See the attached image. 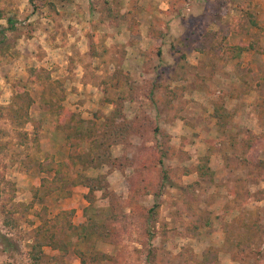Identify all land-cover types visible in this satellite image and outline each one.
<instances>
[{"label": "rangeland", "instance_id": "rangeland-1", "mask_svg": "<svg viewBox=\"0 0 264 264\" xmlns=\"http://www.w3.org/2000/svg\"><path fill=\"white\" fill-rule=\"evenodd\" d=\"M39 1L0 0L3 14L0 29L4 28L0 35V264H32L29 259L31 236L39 224L42 209L48 217L56 216L62 210H72L65 216L74 224L86 222L87 215H92L98 222L104 221L108 238L90 240L82 246L87 254L91 251L107 256L97 264H200L197 256L204 255L207 249H211L207 255H236L240 264H264V201L261 204L255 202L264 198V191L250 194L245 200L253 203L238 209L235 217L228 211L215 213V209L204 205L192 206L196 201L204 203L210 199L206 192L215 186L218 169L210 162L211 149L207 144L205 153L198 156V162L189 161L194 156L193 150H185L182 144L190 142L194 132H187L180 143L177 132L165 130L164 125L176 118L167 115V111L175 109L167 110L170 104L167 99L177 94L176 87H169L171 72L167 71L162 77L151 75L154 69L148 64L144 69L133 68L132 75L129 69L117 66L126 50L119 45L113 46L112 42L107 47L94 39L87 51L82 52V47L77 46L76 53L68 48L56 49L59 44L51 42L56 34L59 35L58 42L65 36L66 28L86 27L80 9L76 8V4L80 7V2L74 0L58 5L57 9L63 11L61 7L73 3L67 5L64 13L57 10L56 16L47 8H40ZM102 1L110 7L108 0ZM115 11L122 15L129 10ZM63 14L67 19L76 18V26L67 19L59 21ZM7 17L14 19L13 30L8 28ZM120 21L111 20L110 23L119 24ZM88 28L93 27L88 25ZM52 45L57 46L52 49ZM100 58H104L101 67ZM29 68L48 70L50 81L34 74L30 78ZM117 69L129 73L128 84L123 79L117 84V77H114L118 75ZM18 79L25 82L33 101L29 122L16 128L5 117L4 107L12 95L13 82ZM55 79H61L65 88L64 105L85 121L83 127L94 129L88 132V143L84 145L86 150L90 141L95 142V154L104 159L96 165L93 163L85 168L68 160L65 133L48 105L53 91L50 82ZM156 83L161 87L156 88ZM167 88L172 93H166L164 89ZM215 117L222 119L223 114H215ZM188 118L186 120L192 125ZM38 124L40 126L34 130V125ZM99 124L105 125L95 130ZM220 134L233 146L236 165L252 166L263 172L264 143L256 156L257 163L243 160L245 144L254 137H262L264 141L262 134L250 130ZM48 154L55 161L67 162L69 183L66 189L69 194L60 199L45 195L33 200L32 189L40 182L38 164ZM198 166L200 172L196 170ZM194 172L197 180L189 176ZM78 174L95 179L86 182L93 186L101 184V188L90 193L87 187L72 184ZM226 179L231 182L232 178ZM245 182L255 184L250 180ZM237 184L239 187L243 182L239 180ZM179 192L183 200L188 201L187 205H178V201H182L177 197ZM18 202L24 205L19 206L16 214H11L12 205ZM14 215V225L5 226V218L12 219ZM213 218L223 221L225 241L219 248L209 246L201 251L205 240L204 236H197L199 224H208ZM70 240L72 245L67 252L43 247L48 258L40 264H80L73 252L75 236Z\"/></svg>", "mask_w": 264, "mask_h": 264}, {"label": "crops", "instance_id": "crops-1", "mask_svg": "<svg viewBox=\"0 0 264 264\" xmlns=\"http://www.w3.org/2000/svg\"><path fill=\"white\" fill-rule=\"evenodd\" d=\"M74 2H80V7L76 4V8L80 9L86 27L66 28L65 36L58 42L56 34L55 40H50L59 44L56 49L68 48L76 53L77 46L82 47V52L87 51L94 39L107 47L112 42L113 46L119 45L126 50L117 66L129 69L132 75L133 68L144 69L148 64L154 69L151 75L162 77L167 71L171 72L169 87H176L177 94L167 106V110L175 109L167 111V115L176 118L164 125L165 130L177 132L180 143L187 132H194L192 140L182 144L185 150H193L194 156L189 161L198 162V156L204 154L208 146L210 162L218 169L215 186L206 192L210 199L204 203L196 201L192 206L204 205L215 209V213L228 211L235 217L238 209L252 204L245 199L255 191H264V170L236 165L233 146L220 133L250 130L264 136V0H108V5L119 9L120 13L135 9L136 33L128 28V20L110 23L112 19L103 16L102 0ZM67 5L73 3L61 7L63 11L57 10L64 13ZM64 16L66 14L59 21L67 19ZM66 21L77 23L72 16ZM106 26L108 29H104ZM220 35H226L225 44L229 46L254 39L255 49L244 50L236 57L219 58L216 50ZM52 46L55 49L57 45ZM101 63L104 58H100V67ZM166 68V72L162 71ZM215 114H223L222 119ZM188 117L192 125L186 120ZM189 176L198 179L196 172ZM228 177L233 180L228 182ZM239 180L244 187H238ZM245 180L255 184L252 186ZM177 197L182 199L178 205H187L188 201L183 200L180 192ZM263 201L264 198L255 202L261 204ZM199 229L197 236H204L205 240L201 251L209 246L219 248L224 243V223L219 218L199 224ZM197 258L201 260L202 255ZM216 259L218 264H240L236 255H216Z\"/></svg>", "mask_w": 264, "mask_h": 264}, {"label": "trees", "instance_id": "trees-1", "mask_svg": "<svg viewBox=\"0 0 264 264\" xmlns=\"http://www.w3.org/2000/svg\"><path fill=\"white\" fill-rule=\"evenodd\" d=\"M39 1V0H38ZM74 0H40L39 7L47 8L49 13L57 14L58 5H62L64 3L73 2ZM37 4H35L36 6ZM102 11L103 16L109 17L112 20H128V28L132 33H136L137 30V22L135 21V9L129 10L127 13L120 15L117 13L113 7H108L107 3L103 1L102 3ZM102 13L100 16H102ZM102 16V17H103ZM3 17V14L0 12V19ZM101 17V18H102ZM7 23L11 30H13L14 19L11 17L6 18ZM250 22L253 24L254 21L250 19ZM4 28L0 29V35L3 34ZM9 30V29H8ZM226 35H220L218 39V46L216 50V54L219 58L225 57H236L239 56L240 53L244 50H248L251 48L255 49V40L251 39L248 43H239L234 46H229L225 44ZM158 39V38H156ZM6 47H8L6 45ZM159 49V46L156 47ZM158 51V50H157ZM160 54V51H158ZM30 78H32L33 74L37 76V78L41 79L42 77L46 81H50V72L44 68H29ZM118 75H114L117 77V84L121 82L123 79L125 84H128L127 78L129 77V73L127 71H123L121 69H117L115 72ZM122 77H119L121 76ZM53 86V91L50 93V99L48 100L49 111L54 114L56 117V121L61 129L65 133V142L68 146V160L72 164H80L83 167L95 165L98 161H103V157L101 155L95 154V142L90 141L88 149L85 150V143L87 142L89 131L94 130L92 127H83L82 119H80L77 114L71 112L69 108L64 105L63 101L65 98V88L63 86L61 79H55L50 82ZM55 83V84H54ZM54 84V85H53ZM25 82L21 79H18L13 82L12 95L9 98V102L4 107L5 108V117L17 128L21 127L29 122V110L32 104V97L26 91ZM50 86V87H52ZM161 87L160 83H156V88ZM130 88V86L128 87ZM166 90V93H172L171 90ZM175 96V95H174ZM150 100L153 101L152 98L149 97ZM169 99V98H168ZM167 101L172 102V97ZM155 101V99H154ZM120 106V102H118ZM118 106V105H117ZM93 123V122H92ZM90 122L88 123V125ZM94 124V123H93ZM105 125V124H104ZM104 125H94L95 130H100ZM40 125H34V130ZM95 138V137H94ZM94 143V144H93ZM264 141L262 137H254L252 141H248L245 144L246 151L243 157V160L247 163H257L256 156L260 151ZM93 144V145H92ZM96 158H94V156ZM198 172H200V166L196 168ZM37 171L40 175V182L38 186H35L32 189V198L33 200L41 199L43 196H56V198L60 199L65 197L69 192L66 189V185L69 183L68 173H67V162H58L55 161L51 155H45L44 160L38 164ZM94 181L95 179H91L90 177H85L81 174H78L73 180L72 184L74 185H83L88 188V192H93L94 189L98 187L101 188V184L98 186H93L91 183L86 181ZM23 203H16L12 205L11 214H16L19 206L22 207ZM86 211L88 208L85 209ZM15 211V212H14ZM72 210H62L58 213V215L53 217H48L45 213V209L41 211L39 214V224L34 227L32 234V242L30 244L29 251V259L32 264H40L44 261L45 258H48L46 253L43 250V247L49 246L53 250H60L62 252H67L71 245V237L75 236L76 242L74 245L73 252L79 258L80 264H97L98 260L101 261L103 257H107L106 255H99L100 253L89 251L87 254L83 249V244L89 243L90 240H105L108 238L109 234L106 232L105 222L97 221L92 215H87L86 222H81L78 224L72 223L69 219H67L65 215L71 214ZM16 221V217L5 218L4 225L10 226L14 225ZM72 233H75L74 235ZM70 238V239H69ZM153 239L154 237L151 236ZM211 252V249H207L202 255L200 260L201 264H217L216 255H207V253ZM52 259V257H50ZM69 264V263H68Z\"/></svg>", "mask_w": 264, "mask_h": 264}]
</instances>
